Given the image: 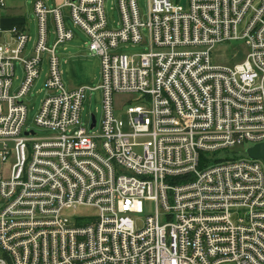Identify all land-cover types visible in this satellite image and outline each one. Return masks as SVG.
Returning a JSON list of instances; mask_svg holds the SVG:
<instances>
[{
    "label": "built area",
    "instance_id": "1",
    "mask_svg": "<svg viewBox=\"0 0 264 264\" xmlns=\"http://www.w3.org/2000/svg\"><path fill=\"white\" fill-rule=\"evenodd\" d=\"M104 1L34 0L32 56L20 57L23 23L0 43V264H264V162L246 155L264 143V0H147L144 18L137 0H116L115 29ZM63 8L99 57L96 132L79 123L90 90L63 88L54 51L74 39ZM144 30L148 51L117 52ZM238 42L243 63L215 64V48ZM15 62L23 78L10 95ZM43 67L34 125L51 134L38 138L22 99ZM124 94L140 97L125 132L112 102ZM84 207L95 217L69 216Z\"/></svg>",
    "mask_w": 264,
    "mask_h": 264
},
{
    "label": "rangeland",
    "instance_id": "2",
    "mask_svg": "<svg viewBox=\"0 0 264 264\" xmlns=\"http://www.w3.org/2000/svg\"><path fill=\"white\" fill-rule=\"evenodd\" d=\"M46 1V8L52 9L54 6H59L63 3V0H43ZM34 0H5V9L1 12V20L7 19H18L20 24H25L26 31L25 33L29 36L30 41L26 43L23 54L21 58L28 59L32 56V49L36 43V32H37V23L35 20L34 12L32 9V4ZM137 6H139V11L144 18L147 12V0H137ZM105 17L107 21V26L110 29L117 28L118 21V12L116 6V0H105ZM62 16L64 22H66V27L70 29L73 33L74 39L71 41L65 42V44L59 45L55 48V54L59 57L60 66H61V80L63 88L65 90H78L80 88H87L90 91H86L84 94L83 102L81 105V114H80V127H84L89 131L91 125L90 120L91 116L94 117L96 127L92 132H96L100 126L101 119V100L102 95L99 90H96L97 86L100 84V65L99 57L87 50L88 38L83 35V33L73 26V23L70 21L68 10L66 8L62 9ZM48 23V32L49 40L47 42V48L50 49L55 42V38L51 34L53 28L52 23H50V15L47 17ZM2 35L0 37L1 44H7L8 32L5 24L0 22ZM142 37L144 42L135 47L131 46H120L117 52L126 53L127 55H137L141 52L148 51V40L147 34L142 31ZM156 51V49H154ZM248 53V49L244 46L243 43H230L228 45L220 46L215 48L212 53L213 61L215 64L233 67L234 65H239L244 62V58ZM46 53L42 56V65L45 62ZM14 76L12 78V86L10 89V95L17 92L21 86V81L23 78V69L20 67L18 62H15L14 65ZM46 67H43V71L40 73L39 78L30 88L27 95L22 99L27 110V116L25 120V129L33 130L35 135L39 137L49 136L51 133L48 130L37 128L34 125V119L38 113V108L41 101L47 96L48 91L45 88V77ZM140 97L132 95H114L113 96V108L115 110V116L117 119L122 122V129L125 132L128 128L127 125V116L124 115V112L128 105L136 106L139 103L136 101ZM129 102V103H128ZM246 146L237 147L234 149L238 156L244 154ZM144 213L142 215L132 216L133 223L135 227L141 228L143 220L148 213H152L154 208L153 204L149 203L144 207ZM71 215V216H70ZM96 211L91 208H79L74 212L69 214L70 217H95Z\"/></svg>",
    "mask_w": 264,
    "mask_h": 264
},
{
    "label": "water",
    "instance_id": "3",
    "mask_svg": "<svg viewBox=\"0 0 264 264\" xmlns=\"http://www.w3.org/2000/svg\"><path fill=\"white\" fill-rule=\"evenodd\" d=\"M90 123V129H93L95 127V120L93 116H91ZM246 155L252 161L260 160L264 162V143L256 144L255 146L247 149Z\"/></svg>",
    "mask_w": 264,
    "mask_h": 264
},
{
    "label": "crops",
    "instance_id": "4",
    "mask_svg": "<svg viewBox=\"0 0 264 264\" xmlns=\"http://www.w3.org/2000/svg\"><path fill=\"white\" fill-rule=\"evenodd\" d=\"M45 2V5H46V1ZM55 7V6H54ZM21 21V20H20ZM20 21H18V19H7V20H1L0 19V22H3V24H5L6 26V29L8 30L10 26L12 25H15V24H20Z\"/></svg>",
    "mask_w": 264,
    "mask_h": 264
}]
</instances>
